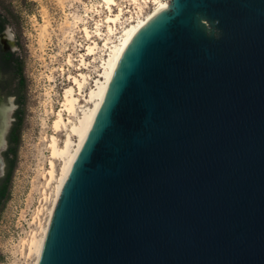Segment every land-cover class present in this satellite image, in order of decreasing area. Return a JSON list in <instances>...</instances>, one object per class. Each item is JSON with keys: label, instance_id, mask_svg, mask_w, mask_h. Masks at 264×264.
<instances>
[{"label": "water", "instance_id": "1", "mask_svg": "<svg viewBox=\"0 0 264 264\" xmlns=\"http://www.w3.org/2000/svg\"><path fill=\"white\" fill-rule=\"evenodd\" d=\"M169 3L121 58L39 264H264V0Z\"/></svg>", "mask_w": 264, "mask_h": 264}, {"label": "rangeland", "instance_id": "2", "mask_svg": "<svg viewBox=\"0 0 264 264\" xmlns=\"http://www.w3.org/2000/svg\"><path fill=\"white\" fill-rule=\"evenodd\" d=\"M4 1L19 18L18 24L7 27L5 31L14 39L15 49L23 57L27 89L26 117L18 164L11 183L10 199L0 215V264H33L34 258H23L22 241L29 239L31 231L38 228L39 222L37 225H31L36 211L39 208H50V203L43 201L41 204V184L44 183V173L49 170L48 145L54 134L56 115L62 109L66 88L73 86L71 77L81 73L91 75L85 85L86 95L94 85L93 80L97 76L101 61L95 63L93 58L86 57L90 65L80 71V56L86 51L79 45L85 46V41L82 34L77 32L76 41L72 42L70 33L73 24L87 20V16L90 19V28L94 27L97 19L106 17V12L100 17H95V9L100 0ZM116 1L119 5L127 6L134 16L136 13L140 15L141 12L145 15L153 10V6L149 4H143L138 9L133 5V0ZM76 26L79 27V24ZM75 30L78 31L79 28ZM70 59L71 65L68 64ZM74 89L76 91V87ZM76 97L82 105L85 104L84 97ZM3 103L6 104V100ZM64 117H68L66 113ZM74 120L76 118H73ZM64 135L65 132L57 137L62 141ZM60 164L57 162V171ZM48 194L50 197V190ZM46 210L40 216L42 223L47 220Z\"/></svg>", "mask_w": 264, "mask_h": 264}, {"label": "bare ground", "instance_id": "3", "mask_svg": "<svg viewBox=\"0 0 264 264\" xmlns=\"http://www.w3.org/2000/svg\"><path fill=\"white\" fill-rule=\"evenodd\" d=\"M134 4L138 9L143 4H149L153 6V10L145 15L141 12V16L139 13H136L137 15L134 16L133 12L127 6L119 5L116 0H100L95 9V17H100L106 12L104 19H95L96 22L92 28L89 26L90 19L88 16L86 17L87 20L73 24L70 33L72 42L76 41L77 32L82 34V39L85 41V46L82 44L79 45V47L86 51L85 54H81L80 56L79 70L82 71L89 67L90 64L87 63L86 57L93 58V62L95 63L98 60L101 61L97 76L93 80L94 85L86 95L84 94L85 85L91 75L81 73L78 76L71 77L73 86L66 88L63 96L62 109L56 115V120L53 124L54 134L50 138L48 145L50 153L49 170L44 173V183L41 184L43 189L41 193L43 196L41 204L43 201L50 203V208L47 210L39 208L36 211L34 221L31 225H37L39 222L38 228L31 231L29 239L22 241L23 258H34L33 264H39L40 262L47 233L63 186L90 132L124 52L137 33L155 15L168 9L170 3L169 0L165 2L161 0H133ZM76 24H79V27ZM78 28L79 30L76 31L75 29ZM68 64H72L71 59L68 61ZM74 87H76L77 94H75ZM76 96L84 97L83 101L85 104L82 105L80 99ZM64 113L68 116L67 118L64 117ZM4 115V122H6L7 115L6 113ZM73 118H76V120L73 121ZM63 132H65V138L60 141L57 136ZM2 145L3 138L1 136L0 148ZM57 162L61 163L59 171H57ZM49 190L51 191L50 197L48 194ZM45 210L47 211V220L43 224L40 216Z\"/></svg>", "mask_w": 264, "mask_h": 264}, {"label": "trees", "instance_id": "4", "mask_svg": "<svg viewBox=\"0 0 264 264\" xmlns=\"http://www.w3.org/2000/svg\"><path fill=\"white\" fill-rule=\"evenodd\" d=\"M19 18L10 5L0 0V34L9 26L18 24ZM17 45L18 41H17ZM1 68L6 73L18 98V109L14 114V122L7 138V148L3 152L4 171L0 177V215L10 199V188L18 164V152L21 145L22 132L25 124L26 78L24 75L23 57L19 51L0 54Z\"/></svg>", "mask_w": 264, "mask_h": 264}, {"label": "flooded vegetation", "instance_id": "5", "mask_svg": "<svg viewBox=\"0 0 264 264\" xmlns=\"http://www.w3.org/2000/svg\"><path fill=\"white\" fill-rule=\"evenodd\" d=\"M9 36L10 35L6 31L0 34V54L16 52L14 39H11V36L10 37ZM14 89H15V85L12 84V82L9 80V77H7L6 73L2 71L1 60H0V131L2 129V124L4 122V116H5L4 114L6 113V115H8L10 119V127L6 135V141H7L9 132L11 130V127L13 125V122H14V114L16 110L18 109L17 103H18L19 96L17 95V93H15ZM4 100H6V104L3 103ZM11 113H13V118H11ZM6 148H7V144L0 154V157L3 160V170L0 171V177L3 175V171H4L3 152L6 150Z\"/></svg>", "mask_w": 264, "mask_h": 264}]
</instances>
